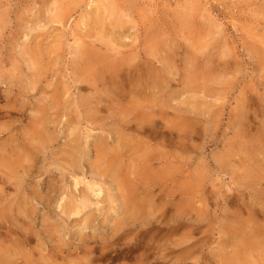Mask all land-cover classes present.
<instances>
[{"label": "rangeland", "instance_id": "374dc122", "mask_svg": "<svg viewBox=\"0 0 264 264\" xmlns=\"http://www.w3.org/2000/svg\"><path fill=\"white\" fill-rule=\"evenodd\" d=\"M262 168L264 0H0V264H264Z\"/></svg>", "mask_w": 264, "mask_h": 264}, {"label": "bare ground", "instance_id": "6f19581e", "mask_svg": "<svg viewBox=\"0 0 264 264\" xmlns=\"http://www.w3.org/2000/svg\"><path fill=\"white\" fill-rule=\"evenodd\" d=\"M100 56H101V55H100ZM98 57H99V56H98ZM95 58H96V57H95ZM91 59H92V58H91ZM91 59H90V61H91ZM96 59H97V58H96ZM96 59H95V60H96ZM99 59H100V57H99ZM101 59H102V56H101ZM101 59L98 60V61H99V62L101 61V63H102V60H101ZM95 60H94V62H95ZM92 61H93V60H92ZM85 62H86V61H85ZM88 62H89V60H88ZM94 62H91V64L94 63ZM86 64H89V63H86ZM91 64H90V65H91ZM102 64H103V63H102ZM90 65H89V66H90ZM93 65H94V64H93ZM89 66H88V67H89ZM46 111H47V110H46ZM135 120H136V119H135ZM39 136H40V135H39ZM114 138H115V137H114ZM72 139H73V138H72ZM75 139H78V138H75ZM47 140H48V139H47ZM99 140H100V139H99ZM105 140H106V139H105ZM101 141L103 142L102 139H101ZM84 142H85V141H84ZM73 143H74V141H73ZM68 144H69V142H68ZM74 144H75V143H74ZM76 144H77V143H76ZM76 144H75V145H76ZM85 144H86V142H85ZM85 144H84V147H85ZM87 144H88V139H87ZM87 144H86V146H88ZM100 144H101V142H100ZM104 144H106V142H105ZM108 144H109V143H108ZM75 145L71 144V146H75ZM106 145H107V144H106ZM77 146H78V148H79V145H77ZM77 146H76V147H77ZM98 146H99V144H98ZM101 146H102V145H101ZM107 146H108V149H109V148H110L109 145H107ZM67 148H68V147H67ZM67 148L65 149V147H64L65 150H68V149H69V148H68V149H67ZM74 148H75V147H74ZM80 148H81V147H80ZM87 148H88V147H87ZM101 148H102V147H101ZM112 148L114 149L115 147H112ZM81 149H82V148H81ZM81 149H80V150H81ZM99 149H100V146H99ZM99 149H98V150H99ZM62 150H63V149H62ZM69 150L71 151V149H69ZM69 150H68V151H69ZM115 150H116V149H115ZM115 150H113V151H115ZM82 151H83V149H82L80 152L82 153ZM101 151H102V150H100V152H101ZM103 151H109V150H106V148H105ZM119 151H120V150H119ZM80 152H79V153H80ZM87 152H89V149L86 151V153H87ZM90 152H91V151H90ZM97 152H98V154H99V151H97ZM115 152H116V151H115ZM115 152H113V153H115ZM71 153H72V152H71ZM79 153H78V154H79ZM111 153H112V151H111ZM111 153H110V154H111ZM122 153H123V151H122ZM146 153H147V152H146ZM69 154H70V153H67L68 158H69L68 161H70V164H72V165H74V163L76 164V162H77L76 160H77V159L79 160V158H76L75 156H69ZM78 154H77V155H78ZM88 154H89V153H88ZM88 154H86V156H87ZM107 154H109V153L104 154L105 157L107 156ZM110 154H109V156H110L111 159L108 158V159L110 160V161L108 160V161L110 162V163H109V164H110V165H109V166H110L109 169H111V166H112V169H113L114 167H116V159H115V158L112 159V156H111ZM35 155H36V154H35ZM70 155H72V154H70ZM81 155H82V154H81ZM84 155H85V154H84ZM114 155H116V153H115ZM119 155H121V156H119ZM119 155H118V156H119L118 158L122 157V154H121V153H120ZM123 155H124V154H123ZM79 156H80V155H79ZM82 156H83V155H82ZM89 156H90V154H89ZM97 156H98V155H97ZM114 157H115V156H114ZM80 158H81V157H80ZM85 158H86V157H85ZM102 158H103V157H102ZM106 159H107V157H106ZM63 160H64V159H63ZM65 160H67V159H65ZM81 160H82V159H81ZM84 160L86 161V159H84ZM97 160H98V159H97ZM104 160H105V159H104ZM104 160H103V161H104ZM145 160H148V159H145ZM79 161H80V160H79ZM79 161H78V162H79ZM105 161H106V160H105ZM247 161H248V160H247ZM261 161H262V160H261ZM95 162L97 163V161H95ZM101 162H102V159H101ZM101 162H100V163H101ZM118 162H119V161H118ZM80 163H81V162H80ZM92 163H93V162H92ZM107 163H108V162H107ZM81 164H83V163H81ZM103 165H104V164H103ZM103 165H102V167H103ZM121 165H122V163H121ZM65 166H66V165H65ZM92 166H93V165H92ZM98 166H99V165H97L96 167H98ZM17 167L20 168L21 166H17ZM24 167H25V166H24ZM27 167H28V166H27ZM61 167H62V166H61ZM124 167H126V166H124ZM21 168H23V167H21ZM103 168L106 169L105 167H103ZM117 168H119V167L117 166ZM69 169H70V168H69ZM94 169H95V168H94ZM96 169H97V168H96ZM98 169H99V167H98ZM104 169H101L100 172H101V173L106 172V170H104ZM112 169H111V172L113 171ZM114 169H115V168H114ZM121 169H122V168H121ZM257 169H258V168H257ZM262 169H264V168H262ZM19 170H20V169H19ZM63 170H64V168H63L61 171H63ZM66 170H67V169H66ZM66 170H64V171H66ZM77 170H78V169H77ZM20 171H21V170H20ZM23 171H24V169H23ZM69 171H70V170H69ZM91 171H92V170H91ZM107 171H109V170H107ZM124 171H125V170H124ZM141 171H142V170H141ZM259 171H260V170H259ZM70 172H71V171H70ZM72 172H73V171H72ZM72 172H71V173H72ZM96 172H97V171H96ZM118 172H119L118 170L115 171V176H114V177L117 178V177H116V174H117V176H118V180H120V177H122V175L119 174ZM122 172H123V171H122ZM133 172L135 173V170H133ZM252 172H253V171H252ZM261 172H262V171H261ZM59 173L61 174V172H59ZM62 173H63V172H62ZM97 173H98V172H97ZM112 173H113V172H112ZM137 173H138V172H137ZM137 173H136V174H137ZM7 174H8V173H7ZM23 174H24V173H23ZM23 174H22V175H23ZM127 174H128V173H127ZM260 174H261V173H260ZM24 175H25V174H24ZM24 175H23V176H24ZM75 175H76V174H75ZM77 175H78V174H77ZM83 175H84V174H83ZM96 175H97V174H96ZM100 175H101V174H100ZM139 175H140V174H139ZM25 176H26V175H25ZM25 176H24V177H25ZM39 176H40V175H39ZM84 176H85V175H84ZM261 176H262V174H261ZM0 177H1V176H0ZM20 177H21V176H20ZM61 177H62V176H61ZM73 177H74V176H73ZM77 177H78V176H77ZM89 177H90V176H89ZM134 177H135V176H134ZM80 178H82V177H80ZM76 179H77V178H76ZM128 179H129V178H128ZM3 180H4V179H3ZM121 180H122V183L119 184V185L122 186V187H123V186L126 187V189H129V188H128V185H129L128 182H127V181H124L123 178H122ZM132 180H133V177H132ZM83 181H84V180H82V183H83ZM111 181H112V180H111ZM123 181H124V182H123ZM37 182H38V181H37ZM96 182H97V181H96ZM119 182H120V181H119ZM142 182H143V181H142ZM82 183H81V186H82ZM85 183H86V182H85ZM98 183H99V182H98ZM114 183H115V182H114ZM116 183H117V182H116ZM22 184H23V183H22ZM69 184H70V183H69ZM131 184H132V183H131ZM131 184H130V185H131ZM79 185H80V182H79V181H75V185H74V186H75V189H76V190L79 189V187H78ZM84 185H85V184H84ZM84 185H83V186H84ZM108 185H109V184H108ZM132 185H133V184H132ZM21 186H22V185H21ZM63 186H64V185H63ZM66 186H67V184H66ZM72 186H73V185H72ZM85 186H86V185H85ZM87 186H88V185H87ZM88 187H89V192H87V191H83L84 193H83V195L80 197V201L77 199V201H79L80 203L77 202V203L74 204V205H71V204H70L71 206H68L67 211L73 213L74 216L82 215V213H84V211L86 210V208H87V207H90L89 202H91V198H92V196H93V197H96V196H97V197H96L97 200H98V198H101V196H103L102 192H101L99 189L96 190V189L93 188V186H91V185H89ZM88 187H87V188H88ZM122 187H121V189L124 190V189H123L124 187H123V188H122ZM142 187H143V186H142ZM150 187H151V186H150ZM152 187H153V186H152ZM39 188H40V187H39ZM65 188H66V187H65ZM67 188H68V187H67ZM72 188H73V187H72ZM41 189H42V187H41ZM68 189H69V188H68ZM81 189H82V188H81ZM84 189H85V188H84ZM153 189H154V188H153ZM26 190H27V189H26ZM73 190H74V189H73ZM65 191H66V190H65ZM71 191H72V190H71ZM102 191H103V189H102ZM137 191H138V189H137ZM40 192H41V191H40ZM67 192H68V191H67ZM69 192H70V191H69ZM123 192H124V194H126V193H125V192H126L125 190H124ZM65 193H66V192H65ZM103 193H104V191H103ZM62 194H63V193H62ZM70 194H72V193L70 192ZM128 194H131V193L128 192ZM136 194H137V192H136ZM28 195L31 196L30 194H28ZM119 195L122 196L123 194H120V193H119ZM133 195H134V194H133ZM69 196H70V195H69ZM111 196H112V195H111ZM121 196H120V197H121ZM124 196H125V195H124ZM139 196H140V195H139ZM67 197H68V196H67ZM72 197H73V196H72ZM77 197H78V196H77ZM77 197H76V198H77ZM130 197H131V196H129V198H130ZM137 197H138V196H137ZM46 198H47V197H46ZM73 198H74V197H73ZM125 198H126V197H125ZM127 198H128V197H127ZM127 198H126V200H127ZM71 199H72V198H71ZM93 199H94V198H93ZM107 199H108V197H107ZM131 199H132V198H131ZM134 199H136V198H134ZM72 200H73V199H72ZM72 200H71V201H72ZM17 201H18V200H17ZM29 201H30V200H29ZM121 201H122V200H121ZM27 202H28V201H27ZM27 202H26V203H27ZM97 202H98V201H97ZM130 202H131V201H130ZM135 202L138 203L137 199H136ZM141 202L143 203L142 200H141ZM30 203H31V202H30ZM71 203H72V202H71ZM126 203H127V202H126ZM151 203H152V202H151ZM42 204H43V203H42ZM61 204H62V202H61ZM98 204H101V202H100V203H97V205H98ZM134 204H135V203H134ZM46 205H48V204H46ZM63 205H64V203L62 204V206L60 205L59 208L61 207V209H63ZM130 205H131V204H130ZM137 205H138V204H137ZM141 205H142V204H141ZM141 205H139V206L141 207ZM145 205H146V204H145ZM151 205H152V204H151ZM57 206H58V205H57ZM94 206H95V205H94ZM99 206H100V205H99ZM139 206H137L138 209H139ZM120 207H121V206H120ZM134 207H135V206H134ZM19 208H20V207H19ZM21 208H22V207H21ZM90 208H91V207H90ZM97 208H98V207H97ZM99 208H100V207H99ZM127 208H128V207H127ZM175 208H176V207H175ZM121 209H123V208H121ZM134 209H135V208H134ZM171 209H172V208H171ZM129 210H131V209H129ZM15 211H16V210H15ZM67 211H63V210H62V212L66 213V215L68 216ZM72 211H73V212H72ZM86 211H87V210H86ZM138 211H139V210H138ZM20 212H21V211H20ZM96 212H97V211H96ZM148 212H149V211H148ZM148 212H147V213H148ZM150 212H151V211H150ZM155 212H156V211H155ZM60 213H61V212H60ZM71 213H70V214H71ZM126 213H127V212H126ZM126 213H125V214H126ZM131 213H133V212H131ZM123 214H124V213H123ZM123 214H122V215H123ZM151 214H152V213H151ZM134 215H135V214H134ZM152 215H153V214H152ZM152 215H151V216H152ZM161 215H162V214H161ZM70 216H71V215H70ZM132 216H133V215H132ZM58 217H59V216H58ZM62 217H63V216H62ZM68 217H69V216H68ZM91 217H92V216H91ZM98 217H99V216H98ZM119 217H120V216H119ZM124 217H125V216H124ZM147 217H148V216H147ZM78 218H79V217H78ZM92 218H93V217H92ZM135 218H136V215H135ZM140 218H141V217H140ZM148 218H149V217H148ZM89 219H90V218H88V220H89ZM90 220H91V219H90ZM120 220H121V219H120ZM123 220H124V219H123ZM149 220H150V219H149ZM125 221H127V220L125 219ZM152 221H153V218H152ZM117 222H118V220H117ZM122 223H123V221H122ZM122 223H121V224H122ZM126 223H127V222H126ZM137 223H139V222H137ZM137 223H136V224H137ZM119 224H120V223H119ZM119 224H118V226H119ZM152 224L154 225V223H152ZM87 225H88V224H87ZM126 225H129V224H126ZM134 225H135V222H134ZM147 225H148V224H147ZM164 225H165V224H164ZM129 226H130V225H129ZM129 226H128V227H129ZM131 226H133V225L131 224ZM136 226H138V225H136ZM136 226H134L133 229H135ZM142 226H144V225L142 224ZM142 226H141V227H142ZM149 226H150V225H149ZM151 226H152V225H151ZM151 226H150V227H151ZM155 226H156V225H155ZM166 226H167V225H166ZM253 226H254V225H253ZM119 227H120V226H119ZM123 227H124V226H123ZM126 227H127V226H126ZM141 227H140V228H141ZM261 227H262V226H261ZM87 228H88V227H87ZM115 228H116V227H115ZM152 228H153V227H152ZM123 229L125 230V228H123ZM147 229H148V228H147ZM239 229H240V228H239ZM113 230H115V229H113ZM120 230H121V229H120ZM126 230H127V229H126ZM126 230H125V231H126ZM131 230H132V229H131ZM76 232H77V231H76ZM128 232H129V231H128ZM128 232H126V233L128 234ZM110 233H112V232H110ZM73 234H74V233H73ZM76 234H77V233H76ZM76 234H74V235H76ZM116 234H117V233H116ZM116 234H115V236H116ZM120 234H121V233H120ZM124 234H125V233H124ZM138 234H139V233H138ZM109 235H111V234H109ZM83 236H84V235H83ZM112 236H113V235H112ZM125 236H126V235H125ZM127 236H128V235H127ZM137 236H138V235H137ZM137 236H136V238H137ZM139 236H140V235H139ZM65 238H66V237H65ZM109 238H110V237H109ZM109 238H107V239H109ZM123 238H124V236H123ZM123 238H122V239H123ZM86 239H87V238H86ZM122 239H121V240H122ZM124 239H125V238H124ZM124 239H123V240H124ZM80 240H81V239H80ZM80 240H79V241H80ZM83 240H85V239H83ZM109 240H110V239H109ZM136 240H137V239H136ZM181 240H182V239H181ZM86 241H87V240H86ZM81 242H82V240H81ZM137 242H138V240H137ZM119 243H121V242H119ZM123 243H124V241H123ZM256 243H257V242H256ZM121 244H122V243H121ZM167 248H168V247H167ZM168 249H169V248H168ZM112 250H113V249H112ZM168 251H169V250H168ZM87 253H88V252H87ZM237 256H238V255H237ZM2 259H3V258H2Z\"/></svg>", "mask_w": 264, "mask_h": 264}]
</instances>
